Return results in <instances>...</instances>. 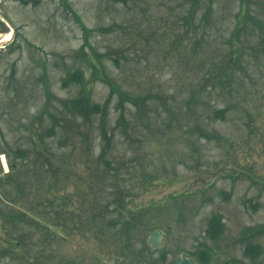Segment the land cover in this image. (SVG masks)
Returning <instances> with one entry per match:
<instances>
[{
    "label": "rangeland",
    "instance_id": "374dc122",
    "mask_svg": "<svg viewBox=\"0 0 264 264\" xmlns=\"http://www.w3.org/2000/svg\"><path fill=\"white\" fill-rule=\"evenodd\" d=\"M242 9L259 23L248 18L237 39ZM8 33L0 205L15 216L0 218V238L12 241L0 242V264H145L135 254L158 228L167 264L185 253L202 264L200 250L214 252L208 264H264V0H0V40ZM110 81L147 107L125 102L120 121ZM85 93L108 105L102 158L103 116L75 118L70 103ZM124 186V206L149 225L129 250L114 238L122 202L101 209L105 222L93 218L96 201ZM25 212L49 226L19 224ZM216 213L224 226L213 240ZM250 244L260 257L246 254Z\"/></svg>",
    "mask_w": 264,
    "mask_h": 264
},
{
    "label": "trees",
    "instance_id": "16d2710c",
    "mask_svg": "<svg viewBox=\"0 0 264 264\" xmlns=\"http://www.w3.org/2000/svg\"><path fill=\"white\" fill-rule=\"evenodd\" d=\"M247 3H249L251 0H244ZM197 2V0H193V4L195 5V3ZM244 4V3H243ZM246 9V8H245ZM242 9L241 10V15L244 16V20L240 21L238 23V28H236V32H235V38L239 39L242 30L245 27V22L248 18H250L253 22L255 23H259V21H256L254 19V17L252 15H250L249 10H245ZM197 14V10L196 8L192 7V9L189 12V18L190 19H194L195 15ZM205 17H209V14H206ZM233 62H238V59L233 60ZM82 73H75L73 74V76L71 78H73L76 81H80L82 79ZM110 85L112 87L111 90V94L110 97L112 96V94H114L115 92H118L120 95V106L123 109L121 116H120V121L124 122L126 120L125 118V102H131L132 104H134L135 106L138 107H147V98L146 97H142V96H136L133 95L127 91H123L121 90L119 87H117L118 85H116L113 81H110ZM109 97V98H110ZM161 100H164L163 98H160ZM109 101V99H108ZM70 103L72 104V107H74V114H75V118L76 115L78 116H83L84 119L88 120L92 115L94 114H101L103 116V125H102V137L104 138V140L106 141V146L102 147V151L100 153V158H102L103 156H105L109 149H110V145H111V140L112 137L107 133V131L104 129V123H105V117L107 116L108 113V105L105 104L104 106H101L99 103H93L91 96L88 94H82L79 97L73 99L70 101ZM66 104V103H64ZM222 113H224L223 110H218L217 114L218 115H222ZM225 114V113H224ZM204 130V129H202ZM204 134H206V130H204ZM208 137H214V135H209ZM75 150V147H74ZM48 152H50L52 155H54L55 153L51 150L48 149ZM44 155V153H43ZM45 156V155H44ZM70 157H73V152L70 154ZM50 161L52 160V158L47 157ZM52 162V161H51ZM65 167L63 168V171L65 174H69L71 167L66 166V163L64 165ZM74 166V165H73ZM13 167V165H12ZM70 176V175H69ZM94 185H91V194L92 195H96L98 188H94ZM130 188L129 186H124L121 187V189H119L118 192H115L113 194V197H117V199L115 200L113 197H107V203L106 204H99L96 201V204L94 205L95 208L97 210V212L93 213V218L94 219H100L101 218V222H105L104 221V215L102 214L101 209L106 206L109 207L111 206L113 203L119 202L121 204V208L117 209V215L115 217V219L113 220L114 224H118L119 223V227H118V231L114 234V238L117 239V241H122L123 242V249H131L132 245V235L136 234L137 230H139L141 233L144 232L145 229H142L143 227H148L149 225L143 224V225H139L142 221L140 220V216L139 213L132 208L126 207L123 204V200H121V195L124 194L127 189ZM80 188H78L76 191H72L70 192H65L63 195V200L65 202L69 201L71 203H74L73 198L80 197L81 194L79 193ZM122 190V191H121ZM101 191V190H100ZM99 191V195L102 193ZM78 194V195H77ZM87 195V193H85ZM85 194L83 195V197L85 198ZM102 195H104V193H102ZM113 198V199H111ZM48 204L50 206L55 207L54 209L59 211L60 209V205L57 203V201H60V198H48ZM85 200V199H84ZM85 201L81 202L79 207L80 208H84L85 207ZM75 205V204H74ZM127 212V214H125ZM25 217L23 215L17 214L16 216H18V218H20V222L19 224H23V225H29V219L28 218H32L36 224L38 225H42V226H49L46 218H44V221H41L40 219H37L35 216H28V214L25 212ZM13 216H15L13 210H3L1 208L0 205V218L5 219L4 221L6 222H12L13 221ZM33 221V225L35 224ZM212 221V225L211 228L208 230V234H210L213 238V240H215V236L221 232L222 227L224 226V222L222 219V216L219 213H216L212 216L211 218ZM250 231V230H249ZM17 240V239H15ZM5 241L6 243H8L9 245L12 244L11 240H4V238H0V242ZM17 245V244H16ZM247 253L248 255L252 256L254 259L256 257H260L262 252L258 250V247L254 246V244H250L247 248ZM167 250L165 249H158V250H152L149 245L147 244L146 240L144 241V248H142V250L138 253L135 254L136 255V260L137 261H141L142 263L145 264H167L166 263V259H167ZM157 255V257L155 258V260L152 258L154 255ZM195 254V253H193ZM196 255L198 256V260L200 262H202V264H208L213 258L214 256V252L212 253V255L209 252H206L205 250H200L196 253ZM142 258V259H141ZM238 262V261H237ZM246 264V263H244Z\"/></svg>",
    "mask_w": 264,
    "mask_h": 264
},
{
    "label": "water",
    "instance_id": "95a60500",
    "mask_svg": "<svg viewBox=\"0 0 264 264\" xmlns=\"http://www.w3.org/2000/svg\"><path fill=\"white\" fill-rule=\"evenodd\" d=\"M149 244L153 248L162 247L164 245V232L161 229L153 231L148 239ZM178 264H195V261L185 254L182 258L177 259Z\"/></svg>",
    "mask_w": 264,
    "mask_h": 264
},
{
    "label": "bare ground",
    "instance_id": "6f19581e",
    "mask_svg": "<svg viewBox=\"0 0 264 264\" xmlns=\"http://www.w3.org/2000/svg\"><path fill=\"white\" fill-rule=\"evenodd\" d=\"M11 35H12V33H8V36H10V37H7V38H4V39H1V40H0V45L3 44V43H5L6 41H8V40L11 38Z\"/></svg>",
    "mask_w": 264,
    "mask_h": 264
}]
</instances>
